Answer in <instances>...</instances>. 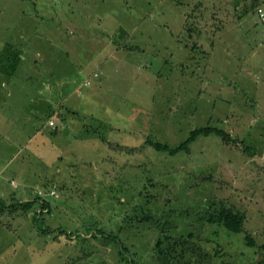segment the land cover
<instances>
[{
	"label": "rangeland",
	"instance_id": "1",
	"mask_svg": "<svg viewBox=\"0 0 264 264\" xmlns=\"http://www.w3.org/2000/svg\"><path fill=\"white\" fill-rule=\"evenodd\" d=\"M176 1L0 0V76L38 74L41 66L36 62L46 54L42 49L52 45L62 57V73L70 76L66 91L72 86L76 91L77 120L85 121L97 138L96 146L95 141L87 144L77 138L62 154L60 166L73 171L74 178L66 180L65 188L55 184L58 198L47 197L60 206L50 218H35L37 227L51 232L35 240L30 234L26 237L25 226L31 228L23 210L16 214L26 219L21 227L12 212L0 217V264L14 249L23 264H158L168 246L164 236L189 233H196L194 239L209 254L204 264H264L256 247L245 242L246 233L258 244L264 241V22L256 13L259 0H198L203 18L198 24L189 18L184 31V13L190 14L197 0ZM260 3L264 10V0ZM234 6L240 17L233 19ZM211 28L215 47L206 58L191 46L208 41ZM169 30L180 32L183 44L189 43L187 52L177 51ZM242 42L244 46L238 45ZM134 44L146 48L118 51ZM169 53L188 55L186 65L176 66ZM180 73L188 78L187 107L159 114L169 111L171 99L159 86L154 88V77L171 81ZM86 79L92 86L83 85ZM19 85L17 81L15 90ZM87 91L98 98V103L92 99L90 120L83 103ZM119 97L134 98V106L121 105L118 111L125 114L117 116V109L109 105L121 103ZM118 122H135L134 138L139 137L137 151L129 158L134 160L121 172L112 163L118 157L116 148L102 142L104 136L116 143V132L106 126ZM205 125L224 129L252 153L228 147L214 134L197 137L188 153L173 155L145 143L148 137L174 148L191 129ZM101 152L108 161H100ZM19 156L27 161L25 173L34 180L35 162L25 152ZM124 180H131V187ZM218 200L244 212L240 232L204 221L208 206H219ZM144 216L150 218L141 221ZM158 238L161 250L156 247Z\"/></svg>",
	"mask_w": 264,
	"mask_h": 264
},
{
	"label": "crops",
	"instance_id": "2",
	"mask_svg": "<svg viewBox=\"0 0 264 264\" xmlns=\"http://www.w3.org/2000/svg\"><path fill=\"white\" fill-rule=\"evenodd\" d=\"M179 1H176V4L184 2L183 0ZM196 3L197 5H195ZM192 5H194V8L191 13L188 14V11H185L184 13L185 23L184 27H181L182 31L187 29L189 18L196 20L195 22H197V24L199 19L203 18V14L200 13V10L203 7L202 2L197 0L194 1ZM258 7L263 8L260 0L259 5H257V8ZM215 9L216 6L213 4L211 14L214 15L211 16L212 18L216 16ZM230 14L232 15V13ZM239 17L237 7L234 6L232 18L234 19ZM229 30L230 33H232L233 24L227 31ZM208 31H210L209 34L212 35L208 41L200 40L197 43H193L191 46L192 49L200 50L206 58L210 56V52L214 50L215 47L214 31L212 28ZM169 32L171 40H174V45L177 46V51L184 48L187 52L189 49V43L186 45L183 44V41L177 34L180 32H174L173 30H169ZM234 32L236 33V31ZM238 45L244 46L245 44L242 42ZM45 47L48 49V46ZM45 47L42 50H46ZM145 48L146 47L144 45H123L119 47L121 50L118 51L140 52ZM169 58H174L175 65L182 68L186 65L189 56L186 55L184 57L180 54L177 57L176 55L169 53ZM23 59L24 55H21V61ZM212 62L213 60L209 62L210 64L208 63L209 67L212 66ZM62 64V59L58 56H56L55 59H46L43 55L41 59L36 62V66H41V72L36 75L31 77L19 76L17 78H13L11 76H0V217L2 218L3 215L6 217L10 212H12L13 216L17 217L16 225L21 227L23 225L22 220L26 221V219L24 218V215L22 217L16 214L17 212L23 210L22 212L24 214L26 213L29 228H31L27 230V226L24 225V235L27 237L28 234H30L33 240L37 239V237H41L40 233L51 232L49 229L45 228L46 226L40 228L39 230V227H37V223L35 222V218H50L53 213V209L56 210L60 207L58 206L59 203L57 201L47 199L49 196L57 197L55 184H62L63 188H65L67 184L66 180L70 177L74 178L73 171L69 168H62L60 166L63 162L62 154L64 150L69 149L71 144H75L77 138L82 143L88 141L87 144L95 141L94 144L95 146L97 145V138L93 135V130L88 128V124H86L85 121L79 122L77 120L78 111L75 108L76 102L74 100V93H76V91L72 92L71 89L73 86L70 87V91H66L67 85L69 86L70 76L69 74L65 75L60 73L63 71L62 69H59L62 67ZM209 77L211 76L209 75ZM206 78L214 81L213 78ZM159 79V76H157V78L154 77V88L159 86V89L162 88L161 91L167 94L166 99H171L168 101L167 109H169V111L159 112V114L163 113L165 115H171L172 113L175 114V112H173L174 108L184 106V104L187 107L185 95L186 83L188 80L187 76L180 73L179 76L174 77L171 81L167 79L162 82V80ZM17 81L20 85L17 86L15 90V83ZM13 83L14 85L12 86ZM92 84L90 86H92ZM29 89L33 90L29 92ZM132 89L134 88L131 87L130 90ZM171 93L174 94V97L170 96ZM128 98L125 97V100L119 97L118 99L121 103L114 102V104L109 105L114 107V109H117V111H115L117 116L125 114L123 111H118L121 105L134 106V98L129 100ZM92 99L95 103H98L97 96L93 95V92L89 93L87 91L86 95H84L83 103L86 106L87 117L89 120L93 117L91 115L92 107L90 106L92 105ZM183 99L185 101L184 103ZM11 114H15V116L12 117ZM130 115L136 114L132 112ZM50 120L53 121V126L49 125L48 122ZM98 120L100 123H107L104 122L103 119L101 120L98 118ZM106 127L107 130L116 132V137L114 139L116 140V143L109 141L108 137L104 136V140H102V142L106 143L107 146L116 148V151L113 153L117 154L118 157L116 158L117 160H113L112 163L116 164L115 166L117 169L115 170H120L119 172H121L134 160L132 159L130 162L129 158L130 154L135 153L137 151V147L139 146V137L134 138L135 130L137 131L138 128L135 122L128 123L127 125H122V123L118 122L114 125H107ZM89 129L91 131H89ZM76 131H80V133L76 134ZM81 131L84 133H81ZM31 145L33 148L29 149ZM21 152H25L30 155V158L35 162V167L32 168L35 179L32 181L28 178V174L25 173L26 169L24 164L27 161L24 157L19 159ZM99 156L101 162L106 161L107 157L105 158L102 152L99 153ZM15 161H17V164H15ZM39 163L43 164L44 168L39 167ZM51 166L52 168H50ZM112 166V164L106 166V177L109 168ZM130 181L131 180H124V184L131 187L129 183ZM34 188L39 189L38 191L41 190L43 195H37ZM51 190L55 191L54 195H50L49 192ZM65 200H69V196ZM66 203L70 204L68 202ZM45 236L49 239L50 235ZM53 241L54 240L52 239V242ZM19 242L22 244V237L19 239ZM24 247L27 249L26 246ZM31 253L33 258H35V254H33V252ZM9 255L11 256L6 258L7 260L3 264H23L25 262L22 261L21 257H18L19 254L15 251V249ZM22 258L27 260V256Z\"/></svg>",
	"mask_w": 264,
	"mask_h": 264
},
{
	"label": "trees",
	"instance_id": "3",
	"mask_svg": "<svg viewBox=\"0 0 264 264\" xmlns=\"http://www.w3.org/2000/svg\"><path fill=\"white\" fill-rule=\"evenodd\" d=\"M52 47H53L52 45L48 46V49L45 47L46 50H44V52L46 54L44 55V57L46 59H53V58L55 59V57L57 56L58 50ZM58 57L62 59L61 56H58ZM62 68L63 67H60L59 69H62ZM96 77H98V75ZM90 85H91V80L88 86ZM78 93H80V91ZM211 134L218 136L221 142L228 147L237 148V149H241L242 151L252 153L250 150L251 148L245 145L242 140L231 136V134L225 131L224 129L218 128L216 126H211V125H205V126L191 129L187 139L181 142L178 146L174 148L170 147L167 144H163L159 141L152 140L148 137L146 138L145 143L146 145L153 147L155 150L167 151L168 153L172 155L177 154L180 151L188 153L189 144L192 141H194L199 136H208ZM216 204H218L219 206H215V208L213 206H208L207 208L208 215L203 216L204 221L208 223H218L224 229H226L228 232H231V233L240 232L242 228L244 227L243 226L244 220H245L244 212L229 204H226L225 202L221 200H218ZM149 218L150 217L148 216H144L140 220L143 221ZM159 223L160 222H157L156 225H159ZM38 229L40 230V228ZM163 232L164 231H162V233ZM193 236L196 237V233L194 235L192 233H189L187 236H183V235L164 236V239L166 237L168 246H166V248L164 249L166 251L165 254L162 252V254H164L163 257L162 256L158 257L157 259L158 264H202L203 261H207L209 258L208 257L209 254L207 253V250H205V248L201 245L200 240L197 238L194 239ZM160 239L161 238H158L156 247H158L161 250L162 243ZM245 242L247 245L251 247H256V252L263 256V258H261V261L264 262V241L258 244L251 238L249 234L246 233ZM120 252L123 254L126 253L124 250V247H121ZM257 263H260V262H257ZM131 264H134V263L131 262Z\"/></svg>",
	"mask_w": 264,
	"mask_h": 264
},
{
	"label": "built area",
	"instance_id": "4",
	"mask_svg": "<svg viewBox=\"0 0 264 264\" xmlns=\"http://www.w3.org/2000/svg\"><path fill=\"white\" fill-rule=\"evenodd\" d=\"M256 13H257L259 19H260L262 22H264V10H263L261 7H258V8H256ZM97 75H98L97 73H94V74H93V77L95 78ZM89 84H90V79H87V80L84 82V85H85V86H88ZM48 123H49V125H52V126H53V121L50 120ZM37 193H38L39 195H43V192H42L41 190L38 191ZM49 193H50V195H54V194H55V191H54V190H51Z\"/></svg>",
	"mask_w": 264,
	"mask_h": 264
}]
</instances>
